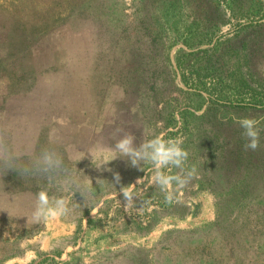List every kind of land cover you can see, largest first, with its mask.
Returning <instances> with one entry per match:
<instances>
[{
    "label": "rangeland",
    "instance_id": "1",
    "mask_svg": "<svg viewBox=\"0 0 264 264\" xmlns=\"http://www.w3.org/2000/svg\"><path fill=\"white\" fill-rule=\"evenodd\" d=\"M45 1L53 7L27 8L37 16L22 25L28 35L94 32L96 59L137 100L143 128L135 144L154 136L181 141L189 153L184 168L194 166L198 178L178 190L173 185L168 201L150 163L133 167L122 159L121 166L78 170L61 153V167L46 173L42 188L29 186L65 198L70 212L41 222L28 213L20 229L0 237V263L264 264V0ZM259 19L261 25L237 27ZM40 42L48 46L46 38ZM73 46L83 43L75 39ZM181 50L193 53L185 79L177 63ZM25 58L12 62L30 68L34 59ZM41 61L46 78L48 58ZM34 73H26L28 89ZM234 115L261 120L257 150L245 149ZM163 171L180 173L172 166ZM138 178V198L125 208L119 190Z\"/></svg>",
    "mask_w": 264,
    "mask_h": 264
},
{
    "label": "crops",
    "instance_id": "2",
    "mask_svg": "<svg viewBox=\"0 0 264 264\" xmlns=\"http://www.w3.org/2000/svg\"><path fill=\"white\" fill-rule=\"evenodd\" d=\"M13 3L19 4V9L11 14ZM53 5L45 0H0L2 238L7 231L20 229L19 225L26 222L28 213L34 211L39 188H33L29 183L39 184L42 188L49 180L37 163L44 150L54 151L58 157L62 153L68 166L74 169L98 168L96 165L101 164L105 156H111L109 149L114 146L113 133L117 128L134 134L135 143L143 128L132 92L111 72L109 65L96 59L99 50L94 45L93 34L72 33L65 29L52 30L45 35L40 31L39 35L29 36L22 27H27L29 19L37 21V16L29 15L28 7L42 10ZM44 38L47 47L40 42ZM14 39L23 40V46L14 48ZM75 39L83 46H73ZM28 54L34 59L30 68L26 62H12L13 56L22 60V56L25 58ZM43 55L48 58L46 68L50 70L46 78L42 73L45 67L41 61ZM77 55L86 56L87 61L79 65ZM28 70L35 71L30 89L25 86ZM91 151L95 154L94 162ZM122 159L127 158L117 156L101 166H121ZM15 261L7 258L0 264Z\"/></svg>",
    "mask_w": 264,
    "mask_h": 264
},
{
    "label": "clouds",
    "instance_id": "3",
    "mask_svg": "<svg viewBox=\"0 0 264 264\" xmlns=\"http://www.w3.org/2000/svg\"><path fill=\"white\" fill-rule=\"evenodd\" d=\"M233 121L243 130L242 134L247 141L244 145L245 149L257 150L260 147L259 125L261 120L250 116L238 117L234 115ZM52 139L53 135L50 133V140ZM113 139L115 140L114 146L109 149L111 156H105L103 162L96 166L99 167L102 164H106L114 160L117 156L127 158L133 167H142L143 164L150 163L154 169V184L165 193L166 200L168 201L174 198L173 185L178 190L189 184L193 179L198 178L197 169L194 166L187 170L184 168L189 153L182 147V142L179 140L154 136L151 139L142 140L139 146H137L135 144L136 137L134 134L120 128H117L113 133ZM91 153L94 162L95 154L92 151ZM37 163L41 166V171L48 173L52 170L59 169L62 164V159L54 151L44 150ZM169 166L180 169V173L176 175L165 174L163 170ZM101 180L105 179H99V184ZM120 180V174L118 172L115 173L113 183L116 185L120 183ZM140 183H142V178H138L134 184L120 188L119 191L126 201L125 208L130 207L133 201L138 198L135 192V186ZM69 212V202L65 198L50 197L48 191L41 190L36 194V204L31 220L33 222L55 220L68 215Z\"/></svg>",
    "mask_w": 264,
    "mask_h": 264
},
{
    "label": "trees",
    "instance_id": "4",
    "mask_svg": "<svg viewBox=\"0 0 264 264\" xmlns=\"http://www.w3.org/2000/svg\"><path fill=\"white\" fill-rule=\"evenodd\" d=\"M59 4H61V2H59ZM31 9H35V10H37L36 8H34V7H30ZM82 9V8H81ZM89 14H91L90 13V11H89ZM29 15L31 16V15H35L33 12H30L29 13ZM92 16V15H91ZM253 22H255V23H253ZM254 24H259V25H261V22H260V19L259 20H256V21H249V23H247V24H244V23H242V24H237V27L238 26H241V28H247V27H249L250 25H254ZM93 34H94V32H93ZM199 43H201V42H199ZM200 51H204V50H200ZM181 53H182V56L181 57H179V58H177V63H178V66H179V68L182 70V72H183V79H185V76H186V74H185V72H184V69H189V67H190V65L191 64H193L194 65V63H192L193 62V59L191 60V59H189L188 60V58H187V54H189V55H193V53L192 52H188L187 53V51L186 50H181ZM191 70H189V72H190Z\"/></svg>",
    "mask_w": 264,
    "mask_h": 264
}]
</instances>
